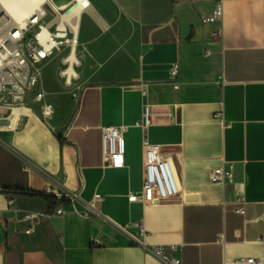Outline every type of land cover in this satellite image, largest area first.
<instances>
[{"label": "crops", "instance_id": "obj_1", "mask_svg": "<svg viewBox=\"0 0 264 264\" xmlns=\"http://www.w3.org/2000/svg\"><path fill=\"white\" fill-rule=\"evenodd\" d=\"M88 1L83 20L110 29ZM218 1L222 22L203 24ZM106 3L133 33L108 39L114 50L97 58L91 50L104 41L83 43L95 61L84 66L77 105L60 119L46 95L56 114L45 123L34 91L25 107L0 113V264H165L120 229L138 236L141 222L149 245H176L182 264H264V0ZM175 63L179 89L170 80ZM102 127L125 128L122 167L108 164ZM146 137L173 161L179 198L129 201L143 187ZM223 162L236 165L227 187L209 179ZM68 192L80 194L73 205L57 198ZM240 196L244 216L235 212ZM62 205L64 216H55ZM88 205L91 218L82 214Z\"/></svg>", "mask_w": 264, "mask_h": 264}, {"label": "built area", "instance_id": "obj_2", "mask_svg": "<svg viewBox=\"0 0 264 264\" xmlns=\"http://www.w3.org/2000/svg\"><path fill=\"white\" fill-rule=\"evenodd\" d=\"M76 0H69L63 6H57L54 0L47 1L37 8L25 20L11 24L0 4V113L6 111L12 113L25 107L35 89L39 86L43 77V67L51 62L57 55L64 54L62 64L73 69L79 62H70V57L77 53L80 46L77 32L66 22L61 20L66 11L63 8L72 7ZM90 3L83 4V11L89 8ZM82 11V12H83ZM51 17L49 22L46 21ZM224 17L222 1L216 2L211 13L202 18L203 24L219 25ZM214 38H220V31L214 33ZM207 55L209 52L206 53ZM64 70L63 72L67 71ZM62 72V73H63ZM181 77V65L175 63L170 67V80L175 89H179ZM142 96H147V88L141 90ZM46 92L35 91L33 101L41 104V116L45 123L52 121L56 109L52 104L46 103ZM150 106L144 107L143 119L137 123L138 127L146 129L150 125ZM223 125L224 113L215 115ZM123 127H102L103 153L112 167L124 165V137ZM143 187L140 193L129 196L132 203H141L144 206H152L167 201L175 200L181 196V187L177 172L171 158L161 152L158 146L152 145L147 137L143 141ZM236 165L233 162H223L220 167L210 171L209 179L214 185L227 187L234 182ZM57 198L68 205L75 204L80 199L79 193L68 192L58 195ZM12 203V201H11ZM247 201L240 196L236 201L235 212L244 216ZM64 206H60L55 216H64ZM84 217L91 218L97 214L92 205H88L82 212ZM43 217L46 215H42ZM130 236L133 245L144 248L148 253L161 260L165 264H182L181 259L174 254L176 245L151 246L147 239L150 237L144 223L138 224L139 235L129 232L127 227H120ZM223 241V239H221ZM264 243V237L261 239ZM234 264H260L252 258H241Z\"/></svg>", "mask_w": 264, "mask_h": 264}, {"label": "rangeland", "instance_id": "obj_3", "mask_svg": "<svg viewBox=\"0 0 264 264\" xmlns=\"http://www.w3.org/2000/svg\"><path fill=\"white\" fill-rule=\"evenodd\" d=\"M93 5L98 8L101 14L106 18L110 25V29L103 31V29L96 24L89 17H86V21L83 20L82 24V38L81 45L78 48L79 65L74 68L77 73V77L73 78L71 85H67V79L62 75V72L67 69L62 64V58L64 54L57 55L51 62L43 67V77L39 86L35 89L44 90L48 96V101L60 106V119H63L70 111V109L77 105L80 91L82 90V72L84 66L90 60L94 62V58L101 57L105 53H110L114 50L115 45L108 39L113 36L118 38L124 35H131L133 33L132 28L125 22L121 21L119 15L107 5L106 0H91ZM57 6H63L69 2V0H54ZM51 20V17L46 19L47 22ZM95 38L102 39V43L98 49H92L91 54L88 52L84 42L93 41ZM109 41V43L107 42Z\"/></svg>", "mask_w": 264, "mask_h": 264}, {"label": "bare ground", "instance_id": "obj_4", "mask_svg": "<svg viewBox=\"0 0 264 264\" xmlns=\"http://www.w3.org/2000/svg\"><path fill=\"white\" fill-rule=\"evenodd\" d=\"M47 1L50 0H0V4L9 22L13 24L27 19L33 11L43 6ZM85 2L89 1L76 0L74 6L63 8L66 11L62 14L61 20L66 21L77 33L83 20L82 11ZM90 8L91 5L86 9V12H88ZM79 61L77 53L70 57L71 63ZM62 75L67 79V85H71L73 78L78 76L72 66H70L66 72H63Z\"/></svg>", "mask_w": 264, "mask_h": 264}, {"label": "trees", "instance_id": "obj_5", "mask_svg": "<svg viewBox=\"0 0 264 264\" xmlns=\"http://www.w3.org/2000/svg\"><path fill=\"white\" fill-rule=\"evenodd\" d=\"M4 192H5V193H9L10 191H9L8 189H5Z\"/></svg>", "mask_w": 264, "mask_h": 264}]
</instances>
